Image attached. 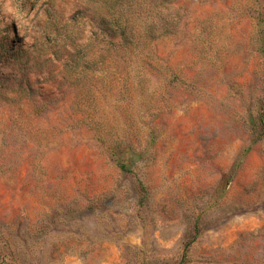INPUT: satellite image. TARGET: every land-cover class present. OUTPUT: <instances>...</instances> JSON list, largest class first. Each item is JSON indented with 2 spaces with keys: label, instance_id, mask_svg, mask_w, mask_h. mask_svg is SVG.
Masks as SVG:
<instances>
[{
  "label": "rangeland",
  "instance_id": "rangeland-1",
  "mask_svg": "<svg viewBox=\"0 0 264 264\" xmlns=\"http://www.w3.org/2000/svg\"><path fill=\"white\" fill-rule=\"evenodd\" d=\"M92 4L0 0V264H264V0H177L77 79Z\"/></svg>",
  "mask_w": 264,
  "mask_h": 264
},
{
  "label": "trees",
  "instance_id": "trees-1",
  "mask_svg": "<svg viewBox=\"0 0 264 264\" xmlns=\"http://www.w3.org/2000/svg\"><path fill=\"white\" fill-rule=\"evenodd\" d=\"M145 4L146 16L142 17L137 14L141 8L140 4ZM177 0H92L95 14L99 19V26L103 32V36L91 39L85 45L75 47L73 51H68L67 57L64 60L65 72L72 73L75 78L80 79L89 72L90 64L97 66L113 65L118 61L121 62V57L118 54L113 57L114 60L109 61V56L101 54L100 61L94 59L91 62L85 61V56L80 54V48L87 52L91 50L94 44H99L103 47H110L116 49L117 52L131 51L143 49L149 42L154 41L156 38L150 36L156 30V25H161L160 33L166 34L172 32L174 20L170 18L171 14L164 16V11H169L175 5ZM158 8H162L161 13ZM132 10H135L133 12ZM257 24L259 27L261 39V52L264 56V11L260 10L256 14ZM65 26L68 25L66 22ZM148 32V33H147ZM66 48V45H62ZM109 67V66H108ZM261 131L258 136L264 135V112L261 115ZM120 156L116 159V163L122 171L129 172L131 168L126 159Z\"/></svg>",
  "mask_w": 264,
  "mask_h": 264
}]
</instances>
